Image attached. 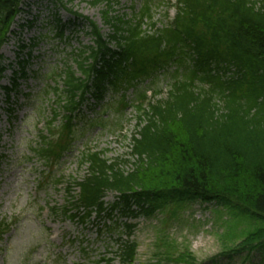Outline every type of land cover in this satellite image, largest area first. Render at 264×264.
Returning <instances> with one entry per match:
<instances>
[{
  "label": "trees",
  "instance_id": "obj_1",
  "mask_svg": "<svg viewBox=\"0 0 264 264\" xmlns=\"http://www.w3.org/2000/svg\"><path fill=\"white\" fill-rule=\"evenodd\" d=\"M25 1L0 0V49ZM152 8V0H143L126 21L105 13L107 36L88 21L94 46L76 57L80 77L70 68L54 77H63L62 92H52L58 105L64 101V121L53 126L54 114L46 124L51 141L42 137L35 152L56 164L71 149L86 96L99 102L108 91L122 92L115 112L132 107L137 114L131 159L82 153L86 173L72 185L77 192L69 218L84 224L93 214L107 220L118 211L127 236L117 241L115 259L133 264L138 245L131 239L135 224L127 222L195 203L214 206L226 211L225 235L235 239L218 258L247 261L264 252V0H176L174 17L160 28ZM160 78L168 85L162 98L153 88ZM111 193L115 201L107 206ZM9 227L0 221V243ZM156 242L159 261L195 264L190 254L177 252L175 241Z\"/></svg>",
  "mask_w": 264,
  "mask_h": 264
},
{
  "label": "rangeland",
  "instance_id": "obj_2",
  "mask_svg": "<svg viewBox=\"0 0 264 264\" xmlns=\"http://www.w3.org/2000/svg\"><path fill=\"white\" fill-rule=\"evenodd\" d=\"M95 1V5L91 4ZM152 1V22L160 28L175 15L176 0ZM142 3L143 0H31L26 1L24 12L12 26L9 41L0 51V67L5 69L0 78V221L10 226L0 243V264H93L101 258L120 264L115 259L117 241H124L127 235L120 227L126 219L118 211L107 220L93 214L84 224L69 216L75 213L70 205L77 191L72 185L86 173V165L80 163L82 153L102 151L110 161L131 159L130 139L135 133L137 114L132 107L115 112L122 92L108 91L99 102L87 95L73 129L71 149L56 164L46 163L35 149L42 145L40 137H49L45 123L51 121L52 110L57 114L53 126L62 122V112L57 108L62 106L54 107L57 95L49 91L46 96L43 92L56 83L61 89L63 77L56 78V83L50 77L67 67L80 77L72 53L93 43V38L86 36V22H93L107 36L111 29L104 24L105 13L107 18L126 21ZM30 22L33 24L28 27ZM55 25L63 31L61 38L55 36ZM28 58L24 68L27 76L17 78L16 92L7 102L2 87L12 86L13 73H19V63ZM167 87L162 78L153 86L161 90V98ZM125 96L130 100L133 91ZM8 108L13 111L10 113ZM48 139L51 141V137ZM114 201L112 193L104 198L107 206ZM229 222L224 209L198 203L155 218L139 217L127 222L135 224L131 239L138 249L133 264H174L161 262L156 256V240L164 237L175 241L177 252L190 254L195 264H264V252H256L247 261L242 257L229 262L218 258L235 240L225 235Z\"/></svg>",
  "mask_w": 264,
  "mask_h": 264
}]
</instances>
